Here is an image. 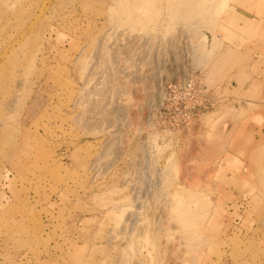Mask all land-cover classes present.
<instances>
[{"label": "rangeland", "instance_id": "1", "mask_svg": "<svg viewBox=\"0 0 264 264\" xmlns=\"http://www.w3.org/2000/svg\"><path fill=\"white\" fill-rule=\"evenodd\" d=\"M0 264H264V0H0Z\"/></svg>", "mask_w": 264, "mask_h": 264}, {"label": "built area", "instance_id": "2", "mask_svg": "<svg viewBox=\"0 0 264 264\" xmlns=\"http://www.w3.org/2000/svg\"><path fill=\"white\" fill-rule=\"evenodd\" d=\"M205 105L203 104V100H199L197 104L190 109L186 108V119H193L201 110L205 109Z\"/></svg>", "mask_w": 264, "mask_h": 264}]
</instances>
